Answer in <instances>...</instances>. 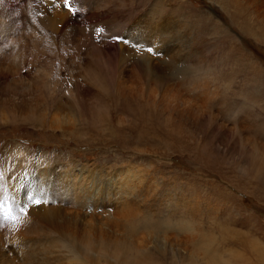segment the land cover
<instances>
[{"label":"rangeland","instance_id":"1","mask_svg":"<svg viewBox=\"0 0 264 264\" xmlns=\"http://www.w3.org/2000/svg\"><path fill=\"white\" fill-rule=\"evenodd\" d=\"M236 1L241 8L234 0H0V62L23 69L22 103L0 100V264H123L116 241L146 252L128 264L197 257L195 238L142 230L153 226L144 219L186 223L198 241L211 238L214 259L240 264L228 253L239 252L255 264L225 233L264 245V16ZM85 167L91 177L77 195L44 188ZM95 174L109 176L112 191L133 185V208L107 199ZM43 207L68 231H88L92 245L54 235Z\"/></svg>","mask_w":264,"mask_h":264},{"label":"bare ground","instance_id":"2","mask_svg":"<svg viewBox=\"0 0 264 264\" xmlns=\"http://www.w3.org/2000/svg\"><path fill=\"white\" fill-rule=\"evenodd\" d=\"M87 1V0H86ZM101 1V0H100ZM235 1V5L237 6V7H239V8H241V6L239 5V2H237L236 0H234ZM244 1H246V4H248L250 7H252V8H254L255 10H256V12H258V14H261V15H263L264 16V0H244ZM89 2V1H88ZM88 2H87V4H88ZM61 4V3H60ZM84 4V3H83ZM95 5V4H94ZM98 5V4H97ZM83 6V5H82ZM89 6H90V4H89ZM98 6H100V5H98ZM92 8V7H91ZM61 9V8H60ZM59 9V10H60ZM83 9H85L84 7H83ZM94 9V8H93ZM79 10V9H78ZM87 10H88V8H87ZM82 11V10H81ZM57 12V11H56ZM64 12V11H63ZM83 12V11H82ZM67 13V12H66ZM65 13V14H66ZM86 13V12H85ZM68 14V13H67ZM66 14V15H67ZM54 15V14H53ZM65 15V16H66ZM69 15V14H68ZM89 15V14H88ZM92 15V14H91ZM57 16V15H56ZM80 16V15H79ZM260 16V15H259ZM69 17V16H68ZM78 17V16H77ZM262 17V16H261ZM62 18V17H61ZM66 18V17H65ZM79 18V17H78ZM56 18L54 17V20H55ZM64 19V18H63ZM67 19V18H66ZM71 19V18H70ZM81 19V18H80ZM54 20H53V22H54ZM78 20V19H77ZM64 21H66L67 22V20H64ZM83 21V20H82ZM85 21V20H84ZM56 22V21H55ZM62 22H63V20H62ZM87 22V21H86ZM69 23V22H68ZM68 23H66L67 25H68ZM64 24V23H63ZM62 24V25H63ZM66 24H65V26H66ZM54 25V24H53ZM61 25V26H62ZM80 24H77V26H79ZM82 26L84 25L83 24V22H82V24H81ZM56 26V25H55ZM71 26V25H70ZM81 26V27H82ZM63 27V26H62ZM69 26H67V28H68ZM72 27V26H71ZM81 27L79 28V29H81ZM98 27V26H97ZM64 28V27H63ZM75 28H77V30H78V32H80L79 31V29H78V27H75ZM88 28V27H87ZM93 28H95V26L93 27ZM56 29V28H55ZM65 29H66V27H65ZM64 29V30H65ZM69 29V28H68ZM89 29V28H88ZM97 29H99V27L98 28H96V30ZM67 30V29H66ZM82 31H83V27H82V29H81ZM85 30V29H84ZM86 31V30H85ZM88 31V30H87ZM96 32V31H95ZM81 33V32H80ZM83 33H85V32H83ZM88 33V32H87ZM72 34H74V33H72ZM79 34V33H78ZM77 34V35H78ZM95 34V33H94ZM76 35V34H75ZM84 35V34H83ZM95 35H97V34H95ZM79 36V35H78ZM94 37V36H93ZM87 39V38H86ZM82 42V41H81ZM84 43V42H83ZM79 46H80V44H79ZM7 54H9V53H7ZM20 54H22V53H20ZM4 55V54H3ZM4 56H6V55H4ZM3 56V57H4ZM8 56V55H7ZM13 56V55H12ZM11 56V57H12ZM27 56V55H26ZM0 57H2V56H0ZM20 57V56H19ZM5 58V57H4ZM13 58V57H12ZM106 58V57H105ZM23 59V58H22ZM107 59V58H106ZM9 61H8V63L6 64V63H1L0 62V100H6V102L8 103L9 101H15V103H22V101H23V96L22 97H20V96H18L17 95V92L19 91V89H20V85H21V83H20V81H22L23 80V69L21 68L20 70H17L16 69V66H14L13 64H12V62L10 61V59H8ZM17 60H18V58H17ZM19 60H20V58H19ZM2 61V60H1ZM24 61V60H23ZM107 61H109V60H107ZM106 61V62H107ZM97 62V63H96ZM98 62H100V61H95L94 62V64L96 63V65L98 64ZM16 63V62H15ZM14 63V64H15ZM101 64H104V63H100V64H98V66H100ZM96 65H95V67H96ZM106 65V64H105ZM154 65V64H153ZM25 66V65H24ZM102 66V65H101ZM100 66V67H101ZM111 66H113V65H111ZM102 67H105L104 65L102 66ZM114 67L116 68V64L114 65ZM158 67H160L159 65H158ZM115 68H113V69H115ZM161 68V67H160ZM105 69H106V67H105ZM107 69H108V66H107ZM117 69V68H116ZM100 71V70H99ZM104 71V70H103ZM108 71V70H107ZM116 71V70H115ZM117 71H118V69H117ZM159 72V71H158ZM161 72V71H160ZM27 72L25 71V74H26ZM106 73H108V72H106ZM109 73H110V71H109ZM120 73V72H119ZM115 74V73H114ZM172 74V73H171ZM108 75V74H107ZM117 75V74H116ZM152 75V74H151ZM153 75H155V74H153ZM157 75V74H156ZM113 76V75H112ZM101 77H102V75H101ZM110 78V77H109ZM103 79H105V78H103ZM153 79H155V78H153ZM107 80V79H106ZM160 80V79H159ZM168 81V80H167ZM167 90V89H166ZM164 93L166 94L167 92H165L164 91ZM18 96V97H17ZM168 99H170V98H168ZM166 100V102L167 101H169V100ZM173 99V98H172ZM176 100V99H175ZM173 102V101H172ZM184 103V102H183ZM170 104V103H169ZM174 104V103H173ZM188 104V103H187ZM179 105V104H178ZM183 105V104H182ZM196 105V104H195ZM174 106V105H173ZM197 106V105H196ZM170 107H172V105L170 106ZM177 107V109H178V106H176ZM192 107V106H191ZM200 108V107H199ZM176 109V108H175ZM174 109V110H175ZM194 109V108H193ZM192 109V110H193ZM196 109H198V107L196 108ZM178 112V111H177ZM190 112H191V110H190ZM196 112V111H195ZM195 112H192V114L193 113H195ZM197 113V112H196ZM198 113H201V112H198ZM201 116V115H200ZM200 118V117H199ZM87 167H85V169L83 170H80V173H85V175L84 174H60V175H58V176H54V178H53V180L52 181H49L46 185H44V188L46 187L47 189H52V191H53V189H57V190H54V192H56V191H60V190H62V189H64V188H71V189H73V190H75V195H77V189H83L85 186H84V184H85V182L88 180V178H89V176H90V174H89V172L90 171H88V169H86ZM77 170H75L74 172H76ZM61 173V172H60ZM71 173V172H70ZM94 173V172H93ZM111 174V173H110ZM63 175H68L69 176V178H72L73 176H74V179L72 180V181H67V184H65V183H63L61 180V178H63L64 176ZM93 176H97L98 177V174H95V175H93ZM91 177V176H90ZM67 177L65 176V179H66ZM96 178V177H95ZM100 178H102V183H100L99 182V184H101V185H103V184H106L105 185V188H104V191H103V195L107 198V199H109L110 201H116V202H118L117 203V205H119L120 207H123L124 208V210H125V208L127 207L128 208V210L130 209V208H133L132 207V205L133 204H131V203H129L128 202V195H130L131 193H132V191L130 190V188L133 186V185H128V186H120V191L121 192H119L117 189V187H115L114 189H113V191L111 190V186L112 185H114L115 184V182L109 177V176H106V175H100L99 174V177H98V179H96V180H100ZM68 179V178H67ZM92 179V178H91ZM93 180V179H92ZM89 182H90V180H89ZM88 183V182H87ZM91 183V182H90ZM93 186V185H92ZM42 188V187H41ZM91 188V187H90ZM85 189H87V188H85ZM94 189V188H93ZM99 189V188H98ZM95 190V189H94ZM97 190V189H96ZM85 191V190H84ZM99 191V190H98ZM83 192V191H82ZM81 192V193H82ZM88 192V191H87ZM86 192V193H87ZM69 193H70V190L69 189H65V190H63V194L65 195V197L66 198H69ZM85 192H83V194H84ZM88 194V193H87ZM96 194H97V192H96ZM73 195V194H72ZM126 195V196H125ZM81 196H83V195H81ZM86 196V195H85ZM85 196H84V198H85ZM123 196H125V197H123ZM59 197V196H58ZM87 197V196H86ZM93 197V196H92ZM97 197V196H96ZM95 197V198H96ZM101 197V196H100ZM54 198H57V195L55 194L54 195ZM81 198V197H80ZM83 198V199H84ZM70 199V198H69ZM76 199V198H75ZM88 199V198H87ZM91 199V198H90ZM71 200V199H70ZM81 200V199H80ZM101 200V199H100ZM27 201V200H26ZM52 201V200H51ZM82 201V200H81ZM91 201V200H90ZM74 202H77V201H74ZM87 202V201H86ZM47 203V202H46ZM62 203V202H61ZM65 203V202H64ZM73 203V202H72ZM71 203V204H72ZM78 203V202H77ZM85 203V202H84ZM89 203V202H88ZM108 203V202H107ZM74 204V203H73ZM79 204V203H78ZM86 204V203H85ZM95 204V203H94ZM43 205V204H42ZM65 205V204H64ZM84 205V204H83ZM88 205V204H87ZM41 206V205H40ZM45 206H46V204H45ZM75 206V205H74ZM80 206H81V204H80ZM96 206V205H95ZM134 206V205H133ZM79 207V206H78ZM84 207V206H83ZM92 207V206H91ZM40 208V207H39ZM44 208V207H43ZM87 208V207H86ZM99 208H100V206H99ZM101 208H102V206H101ZM100 208V209H101ZM38 209V208H37ZM42 209V208H41ZM45 209H47V208H44V210H43V213H44V216H42V217H44V220L46 221V223L48 224V226L50 227V230H52L51 232L52 233H54V235L55 234H57V237H64V236H67V237H70L71 238V240H77V235H79V236H84V235H80V234H78L77 233V228L79 227H75V229L73 228L71 231H70V229H69V231H68V227H71V226H67V228L65 227V225L63 224V222L62 223H60L59 222V216L57 217V213H55V212H53V211H49L50 209H52V208H50L48 211H45ZM84 209H85V207H84ZM122 209V208H121ZM32 210V209H31ZM39 210V209H38ZM60 210V209H59ZM95 210H96V208H95ZM123 210V209H122ZM34 211V210H33ZM39 211H41V210H39ZM45 211V212H44ZM55 211H56V208H55ZM28 212V211H27ZM26 212V213H27ZM30 212V211H29ZM42 212V211H41ZM59 212V211H58ZM136 212H137V210H135V209H131L130 210V217L132 218L133 217V219L134 220H138V219H136V218H134V217H136ZM25 213V212H24ZM24 213H23V215H24ZM31 215H32V212L30 213ZM35 215L37 216H39V214H36L35 213ZM128 215V214H127ZM24 216H26V214L24 215ZM33 218V217H32ZM35 218V217H34ZM30 219V218H29ZM37 219H38V217H37ZM40 219V218H39ZM38 219V222L40 223V220ZM23 220V219H22ZM21 220V221H22ZM27 220V219H26ZM34 220H36V219H34ZM42 220V219H41ZM73 220V219H72ZM144 220H147L150 224H152L153 226H150L149 224H147V223H142L141 225H139V228L140 229H142V230H152V232H154V233H157V235H161V233L163 234V233H165V232H172L171 230H177V232H178V230H179V232H181V233H184V234H186V236H190V237H193V238H195V240H196V246H195V253H196V255H197V257H200V259H201V263L202 264H226V260H224V261H221V260H217V259H214L215 258V254H213L212 252L215 250V251H217L216 249H214L213 248V246L211 245V238L209 239V240H207V241H203V240H200V241H198L197 240V236H195V234H194V232H193V228H191L192 226H189L188 224H186V223H183V222H178V223H176V226L175 227H173V225H169L168 223H166V221H165V223L164 222H153V221H150V220H148V219H144ZM23 222V221H22ZM28 222H29V220H28ZM167 222H170V221H167ZM20 223V222H19ZM24 223H25V221H24ZM38 224V223H37ZM36 224V225H37ZM20 225V224H19ZM76 225V224H75ZM74 225V226H75ZM80 225V224H79ZM22 226V225H21ZM25 226V225H24ZM82 226H83V224H82ZM27 228L29 227V224H28V226H26ZM36 227V226H35ZM43 227V226H42ZM30 228V227H29ZM45 228V227H44ZM43 228V229H44ZM72 228V227H71ZM15 229V228H14ZM19 229V228H18ZM36 229H37V227H36ZM38 229H39V227H38ZM80 229V228H79ZM171 229V230H170ZM40 230V229H39ZM42 230V229H41ZM86 230H90L91 231V227H87V229ZM27 231H28V229H27ZM81 231V230H80ZM79 231V232H80ZM89 231V232H90ZM137 229H135L134 227H133V225L130 223V224H128V233L130 234V235H132V236H134L136 233H137ZM198 231V230H197ZM24 232H26V230H24ZM29 232V231H28ZM41 232V231H40ZM82 232V231H81ZM80 232V233H81ZM86 232V234H85V239H86V242H85V244L88 246V247H90L91 245H92V242H91V240H90V235H88L87 234V232L88 231H85ZM175 232V231H174ZM18 233H20V232H18ZM42 233L43 232H41V235H42ZM125 233H127V231L125 232ZM200 233V232H199ZM225 233H227V234H229L228 235V237H229V239L230 240H232V241H234V242H237V244H239V245H241V247H243L248 253H249V255L250 256H252V259L254 260V262H255V264H264V245H262V243L261 244H259V242H257V240H253V239H250V238H245L244 237V235L242 234V233H239V232H236V231H229V232H225ZM30 234V233H29ZM82 234V233H81ZM172 234V233H171ZM180 234V233H179ZM184 234H181V235H184ZM25 235V234H24ZM32 235V234H31ZM40 235V234H39ZM49 235H50V233H49ZM52 236H49V237H53V234H51ZM225 237V236H224ZM23 238V237H22ZM32 238V237H31ZM227 238V237H226ZM21 239V238H20ZM34 239V238H33ZM40 239V238H39ZM46 239H47V237H46ZM3 239H1V241H2ZM38 240V239H37ZM122 240V239H121ZM44 241L46 242V240L44 239ZM169 241V240H168ZM167 241V242H168ZM16 242V241H15ZM49 241H47L46 243H48ZM51 242V241H50ZM60 242V241H59ZM90 242V243H89ZM44 243V242H43ZM53 243H55V240L52 242V243H48V244H53ZM179 243V242H178ZM14 244V243H13ZM59 244V243H58ZM174 244V243H173ZM35 245V244H34ZM44 246H45V243L43 244ZM42 245V246H43ZM54 245V244H53ZM100 243H97V242H94L93 243V248H96V249H98V248H100ZM176 245V244H175ZM178 245V244H177ZM176 245V246H177ZM187 245V244H186ZM32 246V245H31ZM31 246H29V248L31 247ZM52 246V245H51ZM56 246V245H55ZM58 246V245H57ZM61 246V245H60ZM114 246H115V250H116V253H118V255H120V258H119V260L122 262V260H123V264L125 263V264H128V259H129V255H131L132 256V258L133 259H135V260H138L139 258H140V256H142V255H145L146 254V252L144 251V250H141L139 247H137L136 245L135 246H133V244L131 245V244H129V243H127V242H124V241H116L115 242V244H114ZM179 246H181V247H183V242L182 243H180L179 244ZM3 247V246H2ZM9 247V246H8ZM141 247V246H140ZM10 248V247H9ZM36 248V247H35ZM35 248H33V249H35ZM42 248H44V247H42ZM50 248V247H49ZM48 248V249H49ZM60 247H58V249H59ZM189 248V247H188ZM51 249V248H50ZM54 249H56L55 247L53 248L52 247V251L54 250ZM164 249V248H163ZM190 249V248H189ZM57 250V249H56ZM114 250V251H115ZM192 250V249H191ZM43 251V250H42ZM2 252V251H1ZM27 252V251H26ZM25 252V253H26ZM51 252V251H50ZM219 252V251H218ZM41 253V252H40ZM228 253H230V256L232 255V256H235V258H234V260L235 259H239V263L240 264H244L245 262H242V257H243V253H241V254H239V252H234V253H231V252H228ZM28 252H27V257H28ZM46 254H48V253H46ZM50 254V253H49ZM190 254V253H189ZM189 254H188V257H189ZM38 256V255H37ZM36 256V257H37ZM42 256V255H41ZM161 256V255H160ZM193 256V253H192V255L190 256V257H192ZM1 257V256H0ZM40 257V256H39ZM38 257V258H39ZM163 257V256H162ZM187 257V258H188ZM190 257H189V259H183L184 261H182V262H180V263H188V264H197V262H198V264H199V258L197 259V257L195 258L194 256V258H191L190 259ZM2 258V257H1ZM20 258H22V257H20ZM24 258V257H23ZM23 258L21 259V260H23ZM30 258V257H29ZM161 257H159V259H160ZM245 258V257H244ZM6 259V258H5ZM41 259V258H40ZM43 259V258H42ZM246 259V258H245ZM26 260V259H25ZM33 260V259H32ZM186 260V261H185ZM27 261V260H26ZM171 261V260H170ZM244 261V260H243ZM9 262V261H8ZM250 262V260H248V263H246V264H250L249 263ZM10 263V262H9ZM119 263V262H118ZM200 263V264H201ZM12 264V263H11ZM22 264H24V263H22ZM173 264V263H172ZM176 264V263H175ZM227 264H230L229 262L227 263ZM236 264V263H235ZM252 264H253V262H252Z\"/></svg>","mask_w":264,"mask_h":264},{"label":"snow or ice","instance_id":"3","mask_svg":"<svg viewBox=\"0 0 264 264\" xmlns=\"http://www.w3.org/2000/svg\"><path fill=\"white\" fill-rule=\"evenodd\" d=\"M149 50L151 51V49H149ZM29 199H33V198L32 197H29ZM33 202L36 203V204H39L40 203L39 200H34ZM21 211H23V209H21Z\"/></svg>","mask_w":264,"mask_h":264}]
</instances>
